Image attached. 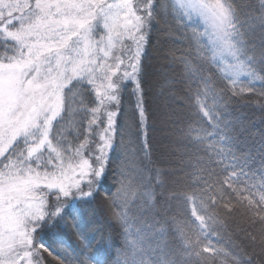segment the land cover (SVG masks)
I'll use <instances>...</instances> for the list:
<instances>
[{"label": "snow or ice", "instance_id": "obj_1", "mask_svg": "<svg viewBox=\"0 0 264 264\" xmlns=\"http://www.w3.org/2000/svg\"><path fill=\"white\" fill-rule=\"evenodd\" d=\"M257 11L252 19L262 29L259 49L246 39L248 29L241 31L233 0H0V264H46V255L52 256L51 245L43 242L47 231L69 223L78 248L65 250L57 264H102L86 255L95 241L87 219L67 217L77 202L99 191L109 171L117 181L110 199L119 209L109 222L137 237L125 264H179L134 227L145 210L139 202L153 209L159 202L167 209L172 201L181 202L198 234L192 240L180 229L184 256L203 264L202 253L222 255L227 264H264V155L259 181L248 183L256 179L250 171L255 161L236 150L224 102L250 93L264 110V90L255 87L264 82V0ZM194 17L207 25L203 34L209 36L211 55L200 51L195 30V52L163 54L167 63L160 72L182 68L190 112L177 129L183 147L168 161L174 167L161 169L152 159L154 124L145 107L152 75L148 50L154 32L183 42L171 35L173 26L184 37ZM205 63L217 66L225 82L222 94L204 73ZM209 152L218 158L205 160ZM185 177L192 181L187 188ZM233 199L247 208L250 226L260 225L259 239L245 233L251 254L239 246L201 247L214 226H223L219 210L233 212ZM165 222H155L159 235ZM106 244L104 236L97 241L98 247Z\"/></svg>", "mask_w": 264, "mask_h": 264}, {"label": "trees", "instance_id": "obj_2", "mask_svg": "<svg viewBox=\"0 0 264 264\" xmlns=\"http://www.w3.org/2000/svg\"><path fill=\"white\" fill-rule=\"evenodd\" d=\"M237 5L240 21L243 24L241 31L248 29L249 35L246 39L255 42L257 49H259V37L262 29L258 20H253V17L259 16L261 0H233ZM193 18L189 22V27L183 29L186 33L184 37L180 36V32L175 31L173 26L172 36L177 37L183 42L177 43L172 39H167L166 33H153L151 46L149 48V62L152 65L149 77V84L146 87L147 95L145 97V107L149 110V122L154 124V128L150 129V145L152 146V159L157 162V167L161 169L171 168L174 165L169 164L168 161L174 158V152L180 150L183 145L179 142L181 133L177 130L184 127V120L187 118L190 109L187 106V97L185 96V89L188 87L184 83V76L182 75L181 66L177 65L173 68H165L164 72H160L162 64H166L164 60V53L170 50L179 49L176 51L177 56L186 55L189 51L195 52L196 43L192 38V32L195 30L199 35L200 51L204 56H210V41L209 36L204 35L205 26L197 19ZM163 27V24L161 25ZM240 25H238L239 27ZM254 29V31H253ZM164 41V42H162ZM252 54V53H250ZM258 55V52L256 53ZM222 66V62H221ZM203 71L207 75L213 77V85L218 93L222 94L224 89L223 77L219 74L216 65L205 63ZM257 71L259 67L257 66ZM241 85L248 84L246 76L241 77ZM194 87V85H193ZM257 91L264 90V82H257L255 84ZM183 98L184 104L178 103V100ZM171 102L170 117L167 119V126L160 128L157 126L159 118V111L156 106L159 102ZM211 103V100L208 101ZM228 105L227 115L225 119L232 122L233 136L238 153L251 154L255 164L251 172L256 173L255 180H249L248 183H257L259 181V173L257 169L261 166V155H264V110L259 106V97L250 93H245L238 98L225 97ZM127 103V101L125 102ZM155 113L152 116L151 113ZM179 117L178 123H173V119ZM204 127H207V122H202ZM197 127H200L198 125ZM211 131V129H209ZM161 132L168 133L173 147L172 152L165 153L162 147L163 137H160ZM195 135V134H194ZM209 142H215V138ZM224 147L223 145H219ZM201 155H204L201 153ZM205 160L217 159L214 152H209L204 156ZM135 163V161H134ZM188 171H192L191 168ZM108 178L104 181L103 186L99 188L94 196L88 199L87 202H77L73 209L69 210L68 220L72 221L73 217L79 218L82 214L88 221V234L95 236L92 246L88 249L86 255L89 258H98L102 264H125V261L130 257L132 248L130 242L136 240L137 237L132 235H125L121 226L110 223L109 218L115 206L110 199L112 192L115 191L113 185L116 184L115 174L111 171L107 174ZM244 179V178H242ZM192 181L190 178H184V186H187ZM246 184L238 185V187H246ZM111 189L112 191H108ZM179 190V189H178ZM87 191V188H85ZM256 191V189H253ZM250 192H245L243 195H250ZM159 200V198H158ZM140 206L145 209L140 215V220L134 227L142 228L148 235L146 243L153 248L170 252L174 258L179 259V264H203L202 261L197 262L194 257L184 256L183 239L180 229H184V234L188 238L195 240L197 233L195 232V224L192 223V218L185 211L181 202L172 201L167 209L161 208L158 202L156 207L150 208L148 205L139 202ZM233 212L231 214L219 210V218L223 221V226H214V233L210 232L207 239L201 247L208 246L209 242L219 249L231 251L235 246L243 248L246 252L251 254L253 246L246 237V231L259 239L260 225L255 224L250 226L249 213L243 204H238L235 199L232 200ZM159 211L160 214H157ZM156 221H166L163 224L164 233L159 235L157 229L160 227ZM145 225H155L153 229L145 228ZM107 238V244L103 247H98L97 241L100 237ZM203 239V237H201ZM46 246L51 245L50 250L52 256L45 257L46 264H57L56 257L64 258V252H73L78 248V237L76 231L68 226L57 225L51 228L45 235ZM257 252L259 248L255 249ZM202 256L207 258V264H227L226 257L219 254L202 253ZM65 264H68L65 260Z\"/></svg>", "mask_w": 264, "mask_h": 264}, {"label": "rangeland", "instance_id": "obj_3", "mask_svg": "<svg viewBox=\"0 0 264 264\" xmlns=\"http://www.w3.org/2000/svg\"><path fill=\"white\" fill-rule=\"evenodd\" d=\"M195 19L199 20L207 28V25L204 23V21L201 18L196 17ZM170 106H171V102L169 101L159 102L156 106V109H158L160 113L159 118L157 120L158 122L157 126H159L160 128H165L167 126V119L170 117V113H171L169 110V108L171 109ZM167 135L169 136L168 133L161 132L160 137L164 138L162 141L163 151L165 153H170L172 152L171 150H173V147L171 145V139L167 137Z\"/></svg>", "mask_w": 264, "mask_h": 264}]
</instances>
